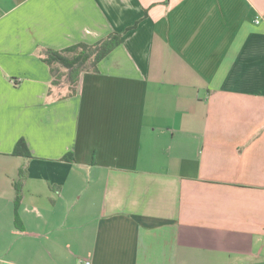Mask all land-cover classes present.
<instances>
[{
  "label": "crops",
  "instance_id": "1",
  "mask_svg": "<svg viewBox=\"0 0 264 264\" xmlns=\"http://www.w3.org/2000/svg\"><path fill=\"white\" fill-rule=\"evenodd\" d=\"M86 261L264 264V0H0V264Z\"/></svg>",
  "mask_w": 264,
  "mask_h": 264
},
{
  "label": "trees",
  "instance_id": "2",
  "mask_svg": "<svg viewBox=\"0 0 264 264\" xmlns=\"http://www.w3.org/2000/svg\"><path fill=\"white\" fill-rule=\"evenodd\" d=\"M121 44V34L113 32L107 37L95 42L87 44L79 42L62 50L45 49L42 59L50 67L53 76L52 85L58 86L62 83V72L60 68L69 70V94L74 95L77 92L80 75L83 71H96L98 62L106 57L111 51ZM27 147L23 138H21L15 147L14 154L21 153L20 150ZM22 154L28 155L29 152L22 151ZM19 181L16 183L18 202L21 197L22 183L26 177L24 168L20 169Z\"/></svg>",
  "mask_w": 264,
  "mask_h": 264
},
{
  "label": "rangeland",
  "instance_id": "3",
  "mask_svg": "<svg viewBox=\"0 0 264 264\" xmlns=\"http://www.w3.org/2000/svg\"><path fill=\"white\" fill-rule=\"evenodd\" d=\"M60 71L62 72V83H66L68 84L69 83V80H68V73H69V70L68 69H65V68H60Z\"/></svg>",
  "mask_w": 264,
  "mask_h": 264
},
{
  "label": "built area",
  "instance_id": "4",
  "mask_svg": "<svg viewBox=\"0 0 264 264\" xmlns=\"http://www.w3.org/2000/svg\"><path fill=\"white\" fill-rule=\"evenodd\" d=\"M84 264H90V262L89 261H86Z\"/></svg>",
  "mask_w": 264,
  "mask_h": 264
}]
</instances>
